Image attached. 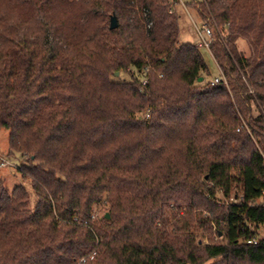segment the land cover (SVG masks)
Returning <instances> with one entry per match:
<instances>
[{
  "label": "trees",
  "instance_id": "16d2710c",
  "mask_svg": "<svg viewBox=\"0 0 264 264\" xmlns=\"http://www.w3.org/2000/svg\"><path fill=\"white\" fill-rule=\"evenodd\" d=\"M176 2L0 0V264H264V0L193 3L213 84Z\"/></svg>",
  "mask_w": 264,
  "mask_h": 264
},
{
  "label": "rangeland",
  "instance_id": "374dc122",
  "mask_svg": "<svg viewBox=\"0 0 264 264\" xmlns=\"http://www.w3.org/2000/svg\"><path fill=\"white\" fill-rule=\"evenodd\" d=\"M201 0H182V2L178 3V5H175L173 7L172 13H175V15L178 18L179 23V41L181 43H190L193 45L199 44V39L196 35L195 31V25H197L201 21V17L198 15L196 8L193 7V3H198ZM210 22L212 23L213 28L216 29L217 27L213 20L210 18ZM214 33V29H213ZM239 48H245L243 43H239ZM201 53L203 55V58L205 60V63L208 68L209 75L207 77V80L215 81L219 78L220 73L212 60L211 55L209 54V51L203 47H201ZM115 76H119V73H115ZM120 79L127 80L128 74L122 73L120 75ZM253 108V114L257 115V112L255 111L254 106ZM263 113H264V107H263ZM0 155L4 158L8 157V160L10 162V165L4 166L0 168V180L2 181L6 191L8 193H11L13 189L17 186H22L27 192H31L30 185L27 181H24L22 179L21 173L18 171L21 166L25 165L23 163V159L18 154H12L9 152V146H8V131L4 129H0ZM219 196V195H218ZM222 201V200H221ZM34 198H31L30 205L34 206ZM107 210V207L105 205H99L97 206V215L102 217L105 215ZM206 212L202 213V216L205 217ZM212 230V229H211ZM191 231L194 233L195 238L201 246L207 245L208 243H216L217 241H214V234H211V232H206L204 228H201L198 225H194ZM260 236H264V231H260ZM214 261L210 260L207 261L205 264H212Z\"/></svg>",
  "mask_w": 264,
  "mask_h": 264
},
{
  "label": "built area",
  "instance_id": "2783aa9c",
  "mask_svg": "<svg viewBox=\"0 0 264 264\" xmlns=\"http://www.w3.org/2000/svg\"><path fill=\"white\" fill-rule=\"evenodd\" d=\"M182 2V0H177L175 5H178V3ZM174 12L173 9L169 10V13ZM195 31H196V35L199 39V44L198 46L203 47L205 49H209V45L213 39V29L209 24V19L206 18L205 20H201L197 25H195ZM145 72L148 71V68L144 69ZM129 72V71H127ZM217 82L216 80L213 81L211 84ZM146 84V80L142 81V85ZM10 165V162L8 160V158H4L0 155V168ZM101 217L97 215V210H93L92 214H91V221H97L99 220ZM212 230L213 232H215L216 228L214 226H212ZM260 235L258 236H253V237H249L246 240V244L248 245H255L257 244L258 240H259ZM221 235L218 234H214V241L220 240ZM90 259H92V257H90ZM85 258H81L79 260H77L74 264H84L85 263Z\"/></svg>",
  "mask_w": 264,
  "mask_h": 264
},
{
  "label": "water",
  "instance_id": "95a60500",
  "mask_svg": "<svg viewBox=\"0 0 264 264\" xmlns=\"http://www.w3.org/2000/svg\"><path fill=\"white\" fill-rule=\"evenodd\" d=\"M116 27V21L115 18L111 17L110 18V23H109V29H114ZM118 74V73H117ZM199 81H201V79H199ZM105 219L109 218V215L107 213H105L104 215ZM220 235V234H219Z\"/></svg>",
  "mask_w": 264,
  "mask_h": 264
}]
</instances>
